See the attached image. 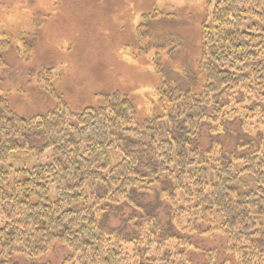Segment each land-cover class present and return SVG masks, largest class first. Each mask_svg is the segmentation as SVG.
<instances>
[{
	"label": "trees",
	"instance_id": "1",
	"mask_svg": "<svg viewBox=\"0 0 264 264\" xmlns=\"http://www.w3.org/2000/svg\"><path fill=\"white\" fill-rule=\"evenodd\" d=\"M212 1L210 24L201 26V92L161 76L168 139L160 138L159 117L140 123L131 100L117 93L74 113L48 83L58 105L32 118L0 97V264H40L34 260L55 243L70 250L60 264H192L189 239L200 227L227 239L228 259L211 252L204 264H264V0ZM227 123L241 125L236 146H193L205 126ZM20 152L51 156L33 169H3ZM164 178L172 185L171 224L183 238L164 235L149 218L130 237L101 227V216L130 190Z\"/></svg>",
	"mask_w": 264,
	"mask_h": 264
},
{
	"label": "rangeland",
	"instance_id": "2",
	"mask_svg": "<svg viewBox=\"0 0 264 264\" xmlns=\"http://www.w3.org/2000/svg\"><path fill=\"white\" fill-rule=\"evenodd\" d=\"M213 6L212 0H0V42L10 44L0 49V97L14 113L32 118L58 105L45 90L48 83L74 113L97 109L103 105L101 96L117 93L131 100L140 123L159 117L160 138L168 139L170 120L162 115L169 105L158 96L161 76L171 87L201 92L206 81L199 68L201 26L210 24ZM140 27V35L145 32L138 37ZM242 137L238 123L205 126L193 146L206 150L221 142L225 149L233 148ZM50 156L14 153L2 167L33 169L46 165ZM171 189L164 178L158 187L130 190L126 202L101 216V227L130 237L149 218L164 235L183 238L171 224ZM205 230L200 227L190 237L189 261L204 264L211 252H218L221 261L228 259L223 253L226 237L202 235ZM69 254L55 243L34 261L60 264Z\"/></svg>",
	"mask_w": 264,
	"mask_h": 264
}]
</instances>
